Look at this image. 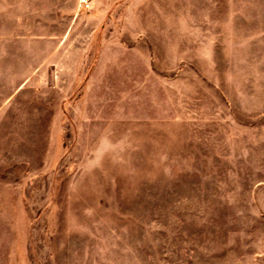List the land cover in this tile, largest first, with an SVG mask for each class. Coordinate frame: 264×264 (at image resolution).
Instances as JSON below:
<instances>
[{"label": "rangeland", "instance_id": "1", "mask_svg": "<svg viewBox=\"0 0 264 264\" xmlns=\"http://www.w3.org/2000/svg\"><path fill=\"white\" fill-rule=\"evenodd\" d=\"M0 264H264V0H0Z\"/></svg>", "mask_w": 264, "mask_h": 264}]
</instances>
